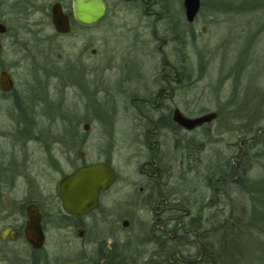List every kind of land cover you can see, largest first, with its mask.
I'll return each instance as SVG.
<instances>
[{
    "label": "flooded vegetation",
    "instance_id": "af4514ba",
    "mask_svg": "<svg viewBox=\"0 0 264 264\" xmlns=\"http://www.w3.org/2000/svg\"><path fill=\"white\" fill-rule=\"evenodd\" d=\"M103 1L105 16L87 26L75 19L73 0H0V75L6 73L12 82L11 91L0 90V99L10 104L9 116L15 122L11 134H0V204L5 203L0 207V246L22 241L32 250L23 232L29 222L27 209H36L43 246L49 227L65 231L66 236L76 232L79 239L90 233L91 259L99 264H217L224 214L220 171L212 180L205 176L198 191L195 180L187 178L188 172L204 164L201 155L213 136L206 134L212 122L193 130L174 122L175 112L190 120L209 114L199 109L195 115L194 105L184 98L189 86L190 23L183 0L177 5L170 0ZM96 31L107 43L102 66L97 67L92 48ZM69 49L72 61L62 67ZM152 50L158 65L148 89L142 91L141 68L133 60L142 52L150 57ZM18 69L42 75L45 81L21 85L19 91L13 78ZM52 80L57 82L52 85ZM68 86L69 106L62 95ZM95 89L102 96L100 102L94 100ZM122 120L128 126L116 131V121ZM92 123L111 143L97 163L109 165L116 177L100 193L98 208L80 217L63 209L58 188L77 169L95 164ZM113 134H129L122 136L119 150L127 152L122 165L134 172L121 179L107 158L116 150ZM239 149L246 154L241 142ZM104 197L108 202L114 197L110 210L100 209ZM133 218L149 220L145 257L137 263L115 253L114 244L121 243L106 246L104 240L111 230H128ZM86 219L91 226L78 225ZM12 235L17 238L11 240Z\"/></svg>",
    "mask_w": 264,
    "mask_h": 264
},
{
    "label": "rangeland",
    "instance_id": "374dc122",
    "mask_svg": "<svg viewBox=\"0 0 264 264\" xmlns=\"http://www.w3.org/2000/svg\"><path fill=\"white\" fill-rule=\"evenodd\" d=\"M170 1L177 5L178 0ZM246 1H259V5L253 8L252 6L255 5H248ZM100 40V35L97 31L94 32L92 48L97 52L94 57L95 67L102 66L100 59L107 44L105 39H103L105 44ZM155 45L158 46L159 43ZM69 50L71 51H65L62 57L60 64L62 67L68 66L72 61L73 50ZM165 50L169 52L168 48ZM188 57L189 86L184 98L194 105L192 108L196 110L195 115L199 114L197 112L199 109H203L202 114L215 113L217 116L206 132L213 136L206 141L211 146L207 144L206 152L201 155L204 164L196 171L187 174V178L195 180L194 191H198L203 188L205 176L211 179V176L227 167L228 161L234 162L236 156L240 154L238 146L240 142L242 144V139L250 138L257 127L264 126V0H200V9L193 23L189 25ZM158 58L156 52L150 57H146L142 52L139 58L133 60L137 67L141 68L142 91L148 89L147 82L153 75V68L158 65ZM11 61L12 59H6V63ZM13 78L19 91L21 85L32 86L39 80L45 81L44 76L28 73L22 69L14 71ZM56 82L52 80L51 84L54 85ZM71 94L72 89L69 86L62 90L63 102L67 106L71 105ZM98 94L95 89L94 100L100 102L102 96ZM9 108L10 104L7 100L0 99V134H11L15 130V122L9 116ZM100 118L104 120L101 124L104 129L105 115L102 114ZM116 124V131L128 126L126 120L116 121ZM64 127L65 125L61 126L62 130ZM91 127L90 135L94 140L93 159L94 163H97L103 158L102 152L106 146L111 147V143H106L103 134H98L97 123H92ZM123 135L129 136V134H113L112 141L116 150L114 154L107 156L112 159L119 179L123 178L124 174L134 172V169L122 165L127 153L125 150H119L120 142L124 140ZM213 141H216V145H212ZM258 149H249L250 161L244 171L246 170V178L249 181L260 185L264 182V154H256L260 152ZM242 158V161H247L244 155ZM205 194L208 195L206 191ZM237 194L233 186L222 187L223 217L229 216V209L233 201L236 202ZM113 198H110L109 202L105 197L102 198L100 209L110 210L114 204ZM4 206L5 203L0 204L1 209ZM129 221L131 224L128 230L120 233L111 230L107 237L104 236V240L107 242L106 246L111 242L121 243L114 244L115 253L122 257L125 254L137 263L145 257L147 247L145 244L148 243L145 236L149 220L133 218ZM248 221L250 222L248 227L242 229L236 238L235 252L240 258L239 262H236L237 259L234 262L264 264V225L253 223L250 218ZM80 222L91 226L89 219L79 220L78 225H81ZM144 222L147 223L145 226ZM91 237L92 235L88 233L79 239L76 237V232L66 236L65 231H57L49 227L45 244L40 251L30 250L22 241L1 245L0 264H91L94 247L87 242ZM57 243H60L58 247Z\"/></svg>",
    "mask_w": 264,
    "mask_h": 264
},
{
    "label": "water",
    "instance_id": "95a60500",
    "mask_svg": "<svg viewBox=\"0 0 264 264\" xmlns=\"http://www.w3.org/2000/svg\"><path fill=\"white\" fill-rule=\"evenodd\" d=\"M186 20L193 23L199 9L200 0H183ZM75 19L82 25H94L105 16L103 0H73ZM56 13L53 20H58ZM204 32V30H202ZM12 82L6 73L0 75V90L9 92ZM216 119L215 113H209L198 119H186L178 112L174 113V122L185 130H193L204 124H210ZM115 171L104 163H95L81 167L62 180L58 193L63 209L75 216H86L98 208L100 193L106 191L115 181ZM28 225L23 235L33 251H40L43 247L44 236L39 225V214L36 209H27ZM8 231L3 232V236ZM15 240V235L9 236ZM73 264V263H66Z\"/></svg>",
    "mask_w": 264,
    "mask_h": 264
},
{
    "label": "trees",
    "instance_id": "16d2710c",
    "mask_svg": "<svg viewBox=\"0 0 264 264\" xmlns=\"http://www.w3.org/2000/svg\"><path fill=\"white\" fill-rule=\"evenodd\" d=\"M248 2V3H247ZM246 4H254L253 8L259 5V1L249 2ZM245 4V5H246ZM250 138L242 139L241 146L246 148V154L241 149L238 150V156L235 161H228L227 167L220 172L222 187H234L238 192L236 202L233 201L229 209V216L222 217L221 220V238L219 243L220 260L217 264H236L239 262V256L236 255L235 247H237L236 238L241 233L242 229L248 227V219L253 223L264 225V182L257 185L246 178L245 167H248L250 161L249 149H258L256 154H264V126L257 127L254 134ZM244 155L247 161H242ZM247 155V156H246ZM242 161V162H241ZM261 210L263 213H261ZM236 212V213H235ZM235 215L236 217H233ZM244 221V222H243ZM231 236L230 238H228ZM211 248V261L214 255ZM91 264H99L95 259L90 260Z\"/></svg>",
    "mask_w": 264,
    "mask_h": 264
}]
</instances>
